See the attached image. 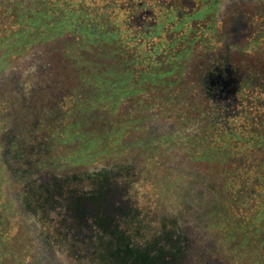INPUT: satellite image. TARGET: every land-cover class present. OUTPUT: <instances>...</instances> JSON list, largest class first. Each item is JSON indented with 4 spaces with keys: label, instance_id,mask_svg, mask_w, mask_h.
<instances>
[{
    "label": "flooded vegetation",
    "instance_id": "af4514ba",
    "mask_svg": "<svg viewBox=\"0 0 264 264\" xmlns=\"http://www.w3.org/2000/svg\"><path fill=\"white\" fill-rule=\"evenodd\" d=\"M9 2L0 0L1 23L12 14L23 20L22 17L36 12L22 0L16 1V7H11ZM128 11L129 25L136 35L131 41L137 40V45L160 37L168 27L176 33L168 43L177 47L171 58L179 59L176 71L169 73L174 82L173 91L188 92L196 98L203 95L208 108L224 110L242 108L251 100L246 99L248 94H264V0H131ZM73 29L76 27L51 40L65 41L63 44L69 38L73 41L78 36L70 33ZM113 32L119 43L118 33ZM23 35L17 30L6 33L0 30L1 83L8 70L5 60L10 61L12 56L5 58V46L21 45ZM32 43L35 44L33 41L24 44ZM195 45L198 47L194 48ZM141 76L138 83L143 80ZM12 78L10 83L14 82ZM255 100L256 96L251 101ZM8 104L1 99L0 110ZM5 139H9L8 135L1 132L0 175L6 176L3 193L14 182L17 187L6 198L4 210L0 208V224L5 225L11 217L21 224L17 225L15 234L0 237V264H246L244 256L236 254L241 234L230 233L228 222L222 219L230 218L231 214L240 218L251 206L245 213L229 210L230 206L218 198L222 193L218 178L208 181L193 160L178 154L169 141L152 145L132 141L130 148L125 147L126 154L108 156L113 161L111 164L119 168L107 173L110 177L108 187L104 188L107 193L97 183L101 177L98 173L95 172L92 182L94 173L83 177L72 174L66 184L68 189L97 193L94 202L83 203L86 209L89 210L90 204L105 203L112 208L104 214L76 215L64 206L41 211L34 199L26 201L20 179H10L5 160L7 155L17 158L16 161L22 156H18L17 150L12 153L6 149ZM144 152V164L136 167L132 159ZM173 152L179 156L173 158ZM129 158L126 163L118 161ZM36 173L37 168L28 172L31 181L24 182V186L42 178ZM148 186L152 190H146ZM148 190L150 193L145 192ZM156 195L159 197L155 198ZM219 224L222 227H217ZM262 224L253 222L252 228H263L264 232Z\"/></svg>",
    "mask_w": 264,
    "mask_h": 264
},
{
    "label": "rangeland",
    "instance_id": "374dc122",
    "mask_svg": "<svg viewBox=\"0 0 264 264\" xmlns=\"http://www.w3.org/2000/svg\"><path fill=\"white\" fill-rule=\"evenodd\" d=\"M16 1L17 0H10L9 5L11 7H16L18 5ZM22 1L27 4L29 9L36 11L35 14H28L25 17H22L23 20H19L17 16L12 14L6 18V21H3L2 23L0 21V30L2 33L4 30L5 33L11 30H17L24 34L22 44L12 48L9 52V54H12L11 59L13 60L11 67L6 72V77L2 80V86L0 85V93L4 92V90H7L8 92L12 90V85L10 86L12 75L14 77L17 76L19 79L25 74L26 69L32 68L35 64L34 61H29V59L22 60L21 58L18 59L19 56H15V54L23 52L22 46L24 43L33 41L37 44H44V42L48 41V39H51L53 36L60 35V33L65 32L66 29L75 26L79 39L74 43L66 42L65 46L67 51L73 53V55L78 53L79 47H84L88 44H96L99 47L107 42L112 44L116 47L115 53L118 54L117 67L114 71L118 76L114 75L113 86L116 87L115 91L123 89L120 91L128 96L129 99L127 98L126 101L129 102L132 109V116L137 117L136 120L131 121H134V123H141L143 121V119L136 115V113L140 108L145 106L152 110L161 107L160 109L167 117L174 118L178 121L181 132L184 131L188 123L193 124V122L196 121V126L200 123L198 124L200 130L193 132L190 142L185 141L186 147L184 149L193 158L197 157V159L201 158L202 160L214 158V160L219 161L209 160L214 164L213 172H215V176L218 178V181L220 182L219 184L222 188V193L218 195V198L221 203L224 202L226 205L230 206L229 210L232 208L236 210L237 213L240 211L245 213V209H248L251 206L246 212L247 216L251 215L250 217H247L245 215L246 213L241 214L242 216H240V218H237V216L233 217V214H231L230 218L224 216L222 221L226 219L225 222H228L227 229L230 233L241 234V237H239L240 247L236 249L237 256H244L246 264H256L259 262L264 264L263 228L257 229L255 226L252 228L253 222L258 223V221H260V223L264 224V167L254 166L251 173L252 175L258 174L260 179H262V182L257 184V186H254V190H248L250 186H246V183L243 182V173L240 171L239 175L236 178H233L231 176L230 168L226 166V160L230 153L236 151L239 152L238 154H243L253 151L250 142L253 137H256V134L253 135L252 133L263 127V123L261 122L264 121V94H259L258 92L248 94L246 99L250 98L252 100L256 96V102L248 100L243 105L244 107L242 106V108L238 110H232V113L235 114L233 117L216 124L217 126L207 125L208 121L205 114L200 113V110L196 108V101L198 99L191 96L188 92L177 93L173 91L174 82H169L166 79L164 80V75L162 76L156 72L160 67H164L165 65L171 67L170 72L176 71V63L179 62V59L176 60L171 57L176 53L177 47L176 45H168L169 40H171L173 34L176 35V33L173 32L172 28L168 27L167 30L164 29L160 37L149 38L145 44L137 45V40L131 41L136 38V35L133 34L129 25L128 5L131 0ZM0 8L2 7L0 6ZM65 9H70V11L65 12ZM106 28L118 33V41L120 45L117 42L115 35H113L112 32L106 31ZM168 33H170V35ZM196 47H198V45L194 46V48ZM6 57L7 55L5 58ZM44 64L47 63L44 62ZM50 65H53L52 61H50ZM139 74L142 75L141 77L143 78L140 83L137 82ZM68 75H70V72ZM96 83L99 86L102 84L100 79H98ZM115 93L117 96L118 92ZM180 97H182L181 100L179 99ZM94 102L100 103L102 107L110 109V111H120L123 106L122 100L118 97L99 99L97 101L88 100L84 103L92 104ZM69 104L70 103L67 101L65 105ZM119 123L120 124L115 126L113 137L110 138L108 144L101 143L98 145V149L96 150L97 154L95 155L96 161H92L91 164L85 168L75 169L72 172H75L80 177L84 174H93L95 172L98 173V175L103 171L109 173L110 169L119 168L109 164L106 161V156L108 157L110 155L112 156V154L118 155L121 153L126 154L128 150L125 148L126 145L124 144V141L131 137V140L137 139L138 136H140L139 138L142 137V134L139 135L137 129H132L130 125H125L127 122ZM184 126L185 128H183ZM175 128L173 127V129ZM53 133L60 135L61 132L60 130L55 129L53 130ZM62 134L65 133L63 132ZM165 134H167L165 131H159L152 136L149 134L147 137H145L147 135L145 134L143 139L145 142H149L148 144L152 145V143L160 142ZM85 141L87 142L90 151H92L93 137L87 135ZM168 144L171 146L175 145L173 139H170ZM190 144L191 146L187 149V146ZM56 147V143L53 141L52 151L55 152L53 153V156H59L62 161L66 160L68 154L72 153L71 150H68V152L65 146L62 149L58 148L55 150ZM160 147H163V145ZM86 148L85 143L81 145L78 144L79 152L83 151V155ZM155 150L157 149H154V151ZM172 154L173 158L176 157V155L179 156L178 154L175 155L174 152ZM41 157H44V155ZM144 158L145 152L132 159V163H134L136 167H141L144 164ZM101 160L105 161L100 162ZM130 160L131 159L129 158L120 159L118 161L126 163ZM177 161H173V163H176ZM220 162H225V165H218ZM260 163H262V161ZM216 165H218L219 168H217ZM200 167V170L205 172L202 168H205V166L200 165ZM67 172H69L68 175H70L71 171L68 170ZM52 173H56V171H52ZM45 174H48V172ZM5 177L6 176L4 175H0V208H3V210L6 207V198L9 197V193L13 194L17 187V184L15 185L14 182L12 187H7L3 193V187L6 181ZM134 178L135 176L128 180L132 181ZM32 182H34L33 185H38L41 181L39 179ZM144 185L145 183L143 186ZM147 188L152 190L149 186L145 189L147 190ZM149 190L145 192L150 193ZM251 191L255 193L254 196L251 195ZM143 197L146 196L143 195ZM158 197L159 195L155 196V198ZM21 203L24 204L23 201ZM5 219L7 218H4V220ZM15 220L16 217H11L9 221L7 220L5 225L1 226L0 224L1 238L10 237V235H13L18 231L19 226L17 225H20L21 223H17ZM3 226L7 227L4 228ZM217 227H222V224L217 225ZM237 259H239V257Z\"/></svg>",
    "mask_w": 264,
    "mask_h": 264
},
{
    "label": "trees",
    "instance_id": "16d2710c",
    "mask_svg": "<svg viewBox=\"0 0 264 264\" xmlns=\"http://www.w3.org/2000/svg\"><path fill=\"white\" fill-rule=\"evenodd\" d=\"M106 31L115 35L112 30L106 29ZM20 33L22 34L21 31ZM70 33L73 35L77 34V29H73ZM10 36L11 40L13 36ZM72 39L73 41L69 38L68 43H74L79 38L75 35ZM64 42L48 39L44 44H23V52L17 55L19 56L18 59H29V61H34L35 64L32 68L26 69L25 74L21 78L18 79L15 76L14 82L10 83L12 90L10 92L4 90L0 97V100L4 99L9 103L7 108L0 110V133L2 132L5 136L8 135L9 139L4 140L7 144L6 149H9L12 153L13 150H17L18 156H22L18 161H16L17 158L6 156L7 167L9 164V173L7 174H9L11 180L20 179L26 201L34 199L41 211L46 210L48 207L61 208L64 206L70 213L76 215L93 212L109 213L112 208L105 202L102 206L90 204L89 210L83 206L84 202L91 203L95 201L98 197L95 191L81 193L77 190L68 189L66 184L71 179L72 174L78 177V174L72 171L85 168L92 161H96L95 155L97 154L98 145L101 143L108 144L110 138L113 137L115 126L120 124L119 122H127L125 125H130L132 129H137L139 135L142 134L141 138L145 134H147L145 136L147 137L149 134L152 136L159 131H165L167 134L161 140L170 141V139H173L175 145L172 146V149L177 150V153H181L185 158L190 157L199 169L201 168L200 165L205 166V168L202 167L205 171L202 173L207 176L208 181L215 180L214 164L209 161L214 160V158H209V160L193 158L184 149L186 147L185 141L190 142L193 132L200 130L198 128L200 123L197 122V126L196 121L193 124L188 123L186 128L185 126L183 127L185 128L184 131L181 132L178 121L167 117L160 109L161 107L152 110L145 106L136 113L143 121L134 123L131 120H136L137 117L132 116V109L129 102L126 101L128 96L121 92L123 89L115 91L116 87L113 86L114 75L118 76L114 72L118 58V54L115 53L116 47L108 42L101 45V47L96 44H88L84 47H79L78 53L73 55V53L67 51L66 43L63 44ZM11 44L8 43L5 46L6 55H9L10 50L14 47ZM12 60H5L6 69L11 67ZM50 61H52L53 65H50ZM44 62L47 64H44ZM169 68L170 66L165 65L156 72L162 76L164 75V80L173 82V78L169 76V73H171ZM69 72L70 75H68ZM98 79L102 83L100 86L96 83ZM0 85L2 86L1 82ZM19 88L21 89L19 90ZM16 89L20 93H17ZM115 92H118L117 96ZM113 97H118L122 100L123 106L120 111H110V109H106L96 102L92 104L84 103L88 100L97 101ZM202 98L203 95L201 98H197L196 108L200 110V113L205 114L208 121L207 125L217 126L216 124L226 121L235 115L229 109L208 108L204 104L206 100ZM179 99L181 100L182 97ZM67 101L70 103L69 105H65ZM261 123H263L262 130L258 129V131L256 130L252 133L253 135L256 134V137H253L250 142L253 151L243 154H238L239 152L235 151L230 153L226 160V166L230 168L233 178H236L240 171L243 173V182L246 183V186H250L248 190H254V186L262 182L258 174L252 175L251 173L254 166L264 167V121ZM55 129L60 130V135L53 133ZM63 132L65 134H62ZM87 135L93 137L92 151H90L85 141ZM139 137L135 140H131V137L125 140L124 144L130 148L132 141L138 145L145 143L144 139L141 140ZM53 141H55L57 146L55 150L58 148L62 149L65 146L67 151H72V153L68 154L66 160L62 161L59 156H53V153H55L52 151ZM84 143L87 148L83 155V151L79 152L78 144ZM190 146L191 144L187 146V149ZM42 155L44 157H41ZM109 158L106 157V161L111 164L113 161ZM35 160H37V163H34ZM104 161L101 160L100 162ZM214 161L219 162L218 160ZM259 161H262V163ZM183 162L186 163V160L183 159ZM36 164L37 167L35 166ZM222 164L225 165V162H220L218 165ZM218 165H216L217 168H219ZM33 168L38 169V174L36 173V175L42 176L41 182L37 186L31 183L24 186V182L31 181L28 177V172L33 170ZM68 170L71 171L70 175H68ZM52 171H56V173H52ZM46 172L48 174H45ZM95 174L91 175V182L94 181ZM99 174L101 177L97 183L101 184V191L107 193L108 190L104 188L109 184L110 177H107V172L105 171ZM86 175L88 176V174ZM251 195L254 196L255 193L251 191Z\"/></svg>",
    "mask_w": 264,
    "mask_h": 264
}]
</instances>
